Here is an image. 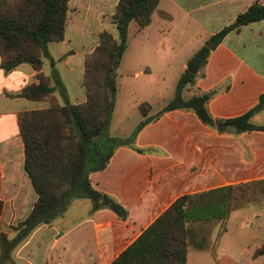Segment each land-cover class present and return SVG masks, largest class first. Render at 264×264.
I'll return each mask as SVG.
<instances>
[{
    "label": "crops",
    "instance_id": "obj_1",
    "mask_svg": "<svg viewBox=\"0 0 264 264\" xmlns=\"http://www.w3.org/2000/svg\"><path fill=\"white\" fill-rule=\"evenodd\" d=\"M119 1L70 0L64 40L49 44L50 58H44L41 72L28 64L7 72L0 57V264H112L178 198L264 179L263 132L219 135L195 114L176 110L139 133L135 145L144 153L119 147L105 170L90 175L96 190L129 212L127 220L107 209L93 211L89 200H76L51 223L30 229L26 222L38 195L25 171L20 116L66 101L86 102L85 62L103 31L114 36L110 19ZM256 4L264 0H160L148 27L131 23L120 69L127 59L153 58L155 37L179 35L197 45L188 62H180V80L196 52ZM211 49L196 78L198 89L216 91L208 105L211 115L231 119L247 113L264 95V20L229 32ZM39 74L52 94L42 101L23 97L26 88L39 85ZM151 107L156 114L166 106L158 112ZM253 121L263 124L264 113ZM216 257L189 252L187 264H217Z\"/></svg>",
    "mask_w": 264,
    "mask_h": 264
},
{
    "label": "trees",
    "instance_id": "obj_2",
    "mask_svg": "<svg viewBox=\"0 0 264 264\" xmlns=\"http://www.w3.org/2000/svg\"><path fill=\"white\" fill-rule=\"evenodd\" d=\"M160 0H120L110 22L118 32L116 39L105 30L99 44L87 57L83 84L86 102L80 105L52 104L49 108L20 116V131L25 148V171L32 182L38 201L26 224L31 230L51 223L64 214L71 202L89 200L93 211L103 209L127 220L129 212L112 196L96 190L92 173L106 169L119 147H136L139 133L165 113L183 111L195 114L219 135L240 136L263 132L264 123L255 116L264 113V95L247 113L217 119L209 111L216 91L204 92L196 87L212 49L202 47L189 61L180 77L176 97L161 112L152 113L148 103L139 105L143 120L128 138L109 134L118 91L117 78L123 56L129 46V27L135 23L144 29L152 23ZM70 0H0V57L7 72L28 64L41 72L44 58H50L48 46L64 40ZM264 20V5H254L235 22L211 38L213 48L231 31ZM39 85L25 89L23 97L42 101L53 92L42 74ZM60 86V80L56 79ZM191 93L186 99L184 94ZM264 203V179L221 187L178 198L112 264H187L189 252H212L213 234L233 212ZM2 203L0 201V214ZM264 255V246L255 253Z\"/></svg>",
    "mask_w": 264,
    "mask_h": 264
},
{
    "label": "rangeland",
    "instance_id": "obj_3",
    "mask_svg": "<svg viewBox=\"0 0 264 264\" xmlns=\"http://www.w3.org/2000/svg\"><path fill=\"white\" fill-rule=\"evenodd\" d=\"M113 34L117 39L116 29ZM152 45L153 58L143 56L137 61L130 58L119 69L118 91L109 130L113 138L131 136L143 119L140 104L148 103L155 107L154 112H158L175 99L180 62H188L187 59L197 48L196 42L168 34L155 37ZM146 66L150 68L147 74L136 75ZM187 96L185 93V98ZM258 212L260 216H256ZM213 241L216 242L217 264H264V257L255 256L264 246V207L250 206L233 212L226 223L215 231Z\"/></svg>",
    "mask_w": 264,
    "mask_h": 264
},
{
    "label": "water",
    "instance_id": "obj_4",
    "mask_svg": "<svg viewBox=\"0 0 264 264\" xmlns=\"http://www.w3.org/2000/svg\"><path fill=\"white\" fill-rule=\"evenodd\" d=\"M212 46H213V44L212 43H210V44H208V45H206V47L208 48V49H211L212 48ZM189 70H191L194 74L196 73V71L193 69V68H188Z\"/></svg>",
    "mask_w": 264,
    "mask_h": 264
}]
</instances>
